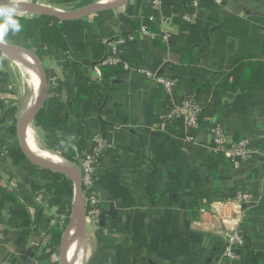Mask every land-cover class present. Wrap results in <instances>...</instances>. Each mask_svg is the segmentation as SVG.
I'll use <instances>...</instances> for the list:
<instances>
[{
  "label": "crops",
  "instance_id": "0c3cea01",
  "mask_svg": "<svg viewBox=\"0 0 264 264\" xmlns=\"http://www.w3.org/2000/svg\"><path fill=\"white\" fill-rule=\"evenodd\" d=\"M3 1L67 11L118 0ZM172 1L185 9L191 0ZM199 1L194 24L174 20L163 26L152 18L149 0H127L73 18L82 33L66 37L64 46L33 45L18 32L0 34L1 42L38 57L47 77L44 103L61 105L52 129L33 119L25 125L34 142L80 171L90 137L100 134L106 141L96 169L101 214L97 223L76 214L65 239V264H208L212 249V264H264V0ZM35 16L17 8L15 18ZM141 26L154 33L169 29L170 36L141 37ZM128 35L135 42L119 53L132 66L173 76L176 102L194 95L203 106L193 141L185 139L181 119L161 127L168 107L156 84L134 70L97 67L110 51L106 42ZM26 58L33 63L20 51L0 48V264H62L75 184L36 165L21 149L17 123L39 95L37 70L35 84ZM213 125L232 140L248 139L253 154L234 166L212 149ZM237 192L251 201L232 203ZM225 227L237 229L245 244L236 259L220 263Z\"/></svg>",
  "mask_w": 264,
  "mask_h": 264
},
{
  "label": "built area",
  "instance_id": "2783aa9c",
  "mask_svg": "<svg viewBox=\"0 0 264 264\" xmlns=\"http://www.w3.org/2000/svg\"><path fill=\"white\" fill-rule=\"evenodd\" d=\"M150 9L155 13L152 18L158 20L160 25L171 24L174 20L186 24H194L199 16L200 1L191 0L189 6L185 9H179L175 6L166 4V0H149ZM154 19V20H155ZM140 36L150 39L160 38L167 41L170 36L169 29L162 28L158 33H154L146 26H141ZM135 42L133 35L127 37L116 36L106 42L110 46L108 51L102 58L97 60V67L108 65L120 66L124 70H134L143 78L156 84L162 91L167 104V112L161 118V127H165L176 119L182 120V128L185 139L193 141L192 130L198 128L199 119L203 110V106L195 99L194 95H185L180 102L175 100V90L177 81L173 76L165 75L157 68H145L132 66L119 53V47ZM55 84V78L52 79L51 85ZM208 131L212 138V149L215 152L222 153L227 157L234 166L242 161L247 160L254 152L248 139L240 138L232 140L225 131L218 125L209 127ZM106 147L105 138L100 134H94L88 140V145L82 152L80 161V175L82 183V192L85 205V218L96 222L101 214V198L97 188L96 169L103 150ZM251 196L244 192H237L231 202L234 204L247 203L251 201ZM36 201L42 204L41 197H36ZM62 222V215L60 216ZM223 240L220 263L222 260H233L238 256V251L245 244L244 237L235 228L225 227L220 231ZM219 264V263H217Z\"/></svg>",
  "mask_w": 264,
  "mask_h": 264
},
{
  "label": "water",
  "instance_id": "95a60500",
  "mask_svg": "<svg viewBox=\"0 0 264 264\" xmlns=\"http://www.w3.org/2000/svg\"><path fill=\"white\" fill-rule=\"evenodd\" d=\"M127 0H118L116 2H111V3H93L89 4L87 6L70 10V11H62L54 8H50L47 6H42L39 4H33V3H27V2H18V1H3L0 2V8L5 7L11 4H17L18 8H22L24 10H27L35 15H47V16H54L58 18L59 20H68V19H73L77 18L86 14H89L91 12L103 9V8H114L117 7L123 3H125ZM0 48L4 50L5 52H15V51H20L26 56H28L34 63L38 78H39V95L37 102L34 104V106L28 110L23 117L18 121L17 123V131H18V136H19V141H20V146L23 151V153L36 165L53 170L55 172L64 174L74 181L75 184V191H74V208L73 212L71 214V220L66 226V229L64 231V234L62 236L61 244H60V254H61V262L62 264H65V239L67 237V233L69 232V229L71 228V225L73 223V220L76 216V214H80L81 219L84 218L85 216V205H84V199H83V192H82V183H81V175L79 171H76L70 166L62 165V164H57L54 162H50L48 160H45L39 156H36L31 152L29 149V146L27 142L25 141L23 135H22V129L25 125L29 123L31 119L34 118L36 113L39 111V109L42 107L47 94H48V88H47V77L45 70L43 66L41 65L38 57L31 52L30 50L18 46V45H9L5 44L0 41ZM215 249H212L208 255L207 262L208 264H212L211 260L213 258Z\"/></svg>",
  "mask_w": 264,
  "mask_h": 264
},
{
  "label": "trees",
  "instance_id": "16d2710c",
  "mask_svg": "<svg viewBox=\"0 0 264 264\" xmlns=\"http://www.w3.org/2000/svg\"><path fill=\"white\" fill-rule=\"evenodd\" d=\"M170 2V0H169ZM171 2H173L171 0ZM166 4L171 6L170 3ZM21 26L18 34L23 38H29L31 44L43 42L47 45L64 46L66 37L79 38L82 33V25L79 19L59 20L54 16L38 15L33 18L17 17ZM28 48V46L25 45ZM60 104L57 101L47 100L39 112L34 116L35 125H45L52 129L58 124L61 113ZM56 237V234L55 236Z\"/></svg>",
  "mask_w": 264,
  "mask_h": 264
},
{
  "label": "bare ground",
  "instance_id": "6f19581e",
  "mask_svg": "<svg viewBox=\"0 0 264 264\" xmlns=\"http://www.w3.org/2000/svg\"><path fill=\"white\" fill-rule=\"evenodd\" d=\"M56 11H58V10H56ZM27 59V58H26ZM26 63H25V65H26V67L27 68H30L28 71H27V69H26V67H25V72L27 71V72H29V76H30V78H29V80H33V81H31L32 83L33 82H35V84H37V74H36V69H35V66L33 65V63L29 60V59H27L26 61H25ZM27 76H28V74H27ZM35 100H31L30 102H29V104L28 105H30L31 106V104H32V102H34ZM28 107V106H27ZM26 110V109H25ZM26 113V112H25ZM26 127V126H25ZM24 134H25V137L27 138V140H28V142H29V144L31 145H29L28 144V142H27V144H28V146H29V149L31 150V152L33 153V154H35L36 156H39V157H41V158H43V159H45V160H48V161H50V162H54V163H57V164H62V165H67V163L65 162V160L64 159H62V158H60L59 156H57V155H54V154H50V153H48L46 150H43V149H41L35 142H34V140H33V138H32V132H31V130H30V127L28 128V127H26L25 128V131H24ZM33 149H32V148ZM79 215V214H78ZM77 215V216H78ZM74 230H75V228H74ZM76 231V230H75ZM75 231H73L72 233L76 236L77 234H78V232H77V234H76V232ZM77 237V236H76ZM76 237H74L75 239H76ZM75 239H74V241H75ZM75 244V243H74ZM70 254V253H69ZM74 255V254H73ZM72 255V256H73ZM70 257H71V255H70ZM76 257V256H75ZM74 258V257H73ZM73 263V262H72Z\"/></svg>",
  "mask_w": 264,
  "mask_h": 264
},
{
  "label": "clouds",
  "instance_id": "9594fccd",
  "mask_svg": "<svg viewBox=\"0 0 264 264\" xmlns=\"http://www.w3.org/2000/svg\"><path fill=\"white\" fill-rule=\"evenodd\" d=\"M18 5L11 4L0 8V16L3 17V23L0 24V34H6L9 31L19 32L21 26L15 18Z\"/></svg>",
  "mask_w": 264,
  "mask_h": 264
},
{
  "label": "rangeland",
  "instance_id": "374dc122",
  "mask_svg": "<svg viewBox=\"0 0 264 264\" xmlns=\"http://www.w3.org/2000/svg\"><path fill=\"white\" fill-rule=\"evenodd\" d=\"M81 7H83V6L82 5L75 4L74 6H70V8L67 11L74 10V9H78V8H81Z\"/></svg>",
  "mask_w": 264,
  "mask_h": 264
}]
</instances>
